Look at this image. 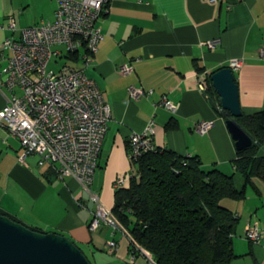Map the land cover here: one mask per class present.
Masks as SVG:
<instances>
[{
    "label": "crops",
    "instance_id": "crops-1",
    "mask_svg": "<svg viewBox=\"0 0 264 264\" xmlns=\"http://www.w3.org/2000/svg\"><path fill=\"white\" fill-rule=\"evenodd\" d=\"M57 1L0 0V45L5 37L18 39L22 28L51 21ZM10 17L12 31L6 28ZM96 24L101 38L84 74L96 83L109 106L90 184L99 202L110 208L113 180L133 173L126 139L132 131L141 132L150 120L154 148L194 155L204 170L216 168L232 174L233 141L216 112L218 103L199 91L197 80L201 72L212 73L227 67L230 60H241V66L231 71L239 109L247 115L264 108V53H258L264 49V0H106ZM209 41L212 47L207 45ZM9 54L4 51L0 67ZM122 64L130 67L128 73H118ZM195 65L202 71L196 72ZM129 86L150 93L131 99ZM1 91L5 92L3 87L0 108L4 102ZM162 95L176 104L175 112L155 106ZM168 120H173L174 126L165 129ZM200 122L209 123L202 133L195 130ZM20 154L18 141L1 127L0 211L31 230L67 237L92 264H97V259L106 261L103 264H126L128 241L122 232L119 236L104 223L88 230L93 204L78 182L68 175L58 178L46 166H37L34 155H25L20 161ZM257 155L264 156V143ZM240 182L238 177L236 185ZM127 184L125 179L123 185ZM252 184L254 187H246L243 199L219 201L237 219L231 236L235 258L229 264H264V185L256 178ZM251 222L261 231L256 244L243 237ZM109 240L115 242L112 252L106 249ZM135 261L133 264H142Z\"/></svg>",
    "mask_w": 264,
    "mask_h": 264
},
{
    "label": "built area",
    "instance_id": "built-area-1",
    "mask_svg": "<svg viewBox=\"0 0 264 264\" xmlns=\"http://www.w3.org/2000/svg\"><path fill=\"white\" fill-rule=\"evenodd\" d=\"M214 2L215 0H207ZM106 0H58L51 21L20 29L18 39L5 37L0 45V57L5 50L10 54L6 64L0 67V88L3 105L0 108V128L16 139L21 147L18 160L25 155H34L37 166L50 168L58 178L63 175L73 177L93 204L87 224L94 231L99 223L111 227L112 231L124 230L115 220L110 208H105L95 192L90 190L93 173L98 165L97 158L109 118V106L102 99L96 83L85 76L84 69L90 64L101 38L97 18L105 11ZM6 28L14 29L10 17ZM212 47L211 41L207 42ZM81 50V53L79 51ZM258 53L263 54L260 48ZM76 55V60L66 58ZM54 62L65 58L56 71L47 70L50 58ZM72 62H78L77 67ZM241 60H230L227 67L236 71ZM119 74H126L130 67L119 65ZM199 75L197 87L206 93V73ZM127 93L131 99L149 94L140 88L129 86ZM206 95V94H205ZM207 96V95H206ZM155 106L175 112L176 104L162 95ZM151 123H146L141 132H130L126 139L127 157L136 162L141 154L154 150L151 141ZM209 126L200 122L195 126L199 133ZM126 177H116L112 188H121ZM125 235V234H124ZM232 236V234H231ZM243 237L249 243H258L261 231L255 222L247 224ZM115 242H106V249L112 252ZM148 264H154L148 252L137 247ZM133 263L134 257L130 256Z\"/></svg>",
    "mask_w": 264,
    "mask_h": 264
},
{
    "label": "trees",
    "instance_id": "trees-1",
    "mask_svg": "<svg viewBox=\"0 0 264 264\" xmlns=\"http://www.w3.org/2000/svg\"><path fill=\"white\" fill-rule=\"evenodd\" d=\"M66 58L75 61L76 55ZM195 69L202 71L196 65ZM210 73L206 74V95L218 103ZM216 112L226 119L220 106ZM235 122L251 143L235 149L232 174L216 168L204 170L197 156H181L160 148L130 163L133 173L127 186L113 190L110 207L127 237L130 256L135 259L140 247L150 254L154 264H229L235 258L231 234L237 219L219 201L243 199L246 187H254L252 179L264 185V156L257 155L264 143V108L247 115L241 112ZM173 126V120H168L164 128ZM48 171L53 172L50 168ZM236 176L241 179L238 186Z\"/></svg>",
    "mask_w": 264,
    "mask_h": 264
},
{
    "label": "water",
    "instance_id": "water-1",
    "mask_svg": "<svg viewBox=\"0 0 264 264\" xmlns=\"http://www.w3.org/2000/svg\"><path fill=\"white\" fill-rule=\"evenodd\" d=\"M217 96L225 127L235 149L250 145L251 139L235 122L241 111L237 86L228 67L209 75ZM0 264H89L83 253L67 237L54 232L31 230L7 215L0 214Z\"/></svg>",
    "mask_w": 264,
    "mask_h": 264
},
{
    "label": "rangeland",
    "instance_id": "rangeland-1",
    "mask_svg": "<svg viewBox=\"0 0 264 264\" xmlns=\"http://www.w3.org/2000/svg\"><path fill=\"white\" fill-rule=\"evenodd\" d=\"M54 58L52 57V58H50V60H49V62H48V64L46 65V69L47 70H53V71H56L57 69H58V66L59 65H61L64 61H65V59L64 58H58V59H56L57 61V63H54ZM132 168L134 169V167L132 166ZM128 176V175H127ZM238 177L239 176H236V180H238ZM101 205H103V204H101ZM104 206V205H103ZM105 207V206H104ZM105 208H109V207H105ZM110 228V230L112 231V229H111V227H109ZM115 233H117V235H121V232L119 231V230H115ZM87 256V258H90L88 255H86ZM87 260H89V259H87ZM98 261H97V264H103V263H105L106 261H104V260H100L99 261V259H97ZM90 261H91V259H90ZM138 261H141V263L142 264H148V262L146 261V259L142 256V255H138L137 257H136V261L135 262H138ZM89 262V261H88ZM92 262V261H91ZM91 262H89L90 264H92ZM124 263H126V264H133L131 261H130V255L128 254L127 255V257L124 259ZM106 264H108V263H106ZM114 264H116V263H114Z\"/></svg>",
    "mask_w": 264,
    "mask_h": 264
}]
</instances>
